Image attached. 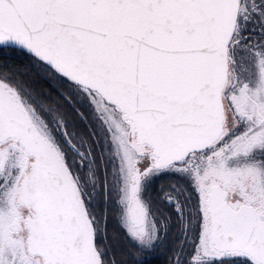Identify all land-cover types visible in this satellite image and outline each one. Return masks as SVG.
Returning <instances> with one entry per match:
<instances>
[{
  "label": "snow or ice",
  "instance_id": "6c2138e0",
  "mask_svg": "<svg viewBox=\"0 0 264 264\" xmlns=\"http://www.w3.org/2000/svg\"><path fill=\"white\" fill-rule=\"evenodd\" d=\"M21 57L61 99L19 87ZM108 145L131 259L91 207ZM163 173L186 182L160 219ZM171 224L168 264H264V0H0V264H152Z\"/></svg>",
  "mask_w": 264,
  "mask_h": 264
},
{
  "label": "trees",
  "instance_id": "16d2710c",
  "mask_svg": "<svg viewBox=\"0 0 264 264\" xmlns=\"http://www.w3.org/2000/svg\"><path fill=\"white\" fill-rule=\"evenodd\" d=\"M26 56L27 54L25 53L24 57ZM24 57H21V63L16 69L19 73V87L37 90L40 92L43 100L48 103H54L61 99L51 82L42 78L35 66L30 65L28 60ZM57 106L59 107V104ZM91 119L92 117L89 116L78 124L75 130V139L77 143L85 142L88 138L90 128L96 126L95 120H92L91 126L89 125L87 121ZM102 166L106 169V172H100L99 168L94 165L91 169L92 177L101 184L104 183L106 178L109 185V193L107 197H105L102 192L93 195L91 207H93L98 214L103 213L107 217V246L110 251L116 253L118 256H127L128 259H131V254L128 252V249L134 247V245L127 239L124 230L120 227V221L117 219L118 213L121 212V209L116 203L119 188L118 171L116 170L115 157L112 155L110 145L107 146V153ZM185 182L186 178L171 173H164L150 181L145 190V196L146 200L149 202L150 210L163 219L165 214H169L174 207V205L163 199L164 193L169 192L177 200H182V187L185 185ZM94 186L92 180H86V189L90 193ZM177 227L178 226L175 224L169 225L167 233L164 234L162 239L157 243L154 251L145 256V259L151 260L152 264H168V256L174 244L178 243L180 240Z\"/></svg>",
  "mask_w": 264,
  "mask_h": 264
},
{
  "label": "flooded vegetation",
  "instance_id": "af4514ba",
  "mask_svg": "<svg viewBox=\"0 0 264 264\" xmlns=\"http://www.w3.org/2000/svg\"><path fill=\"white\" fill-rule=\"evenodd\" d=\"M234 57L236 60V71L237 74L248 73L250 71V61L248 53L242 48H237L234 52ZM249 74V73H248ZM247 75V74H244Z\"/></svg>",
  "mask_w": 264,
  "mask_h": 264
},
{
  "label": "rangeland",
  "instance_id": "374dc122",
  "mask_svg": "<svg viewBox=\"0 0 264 264\" xmlns=\"http://www.w3.org/2000/svg\"><path fill=\"white\" fill-rule=\"evenodd\" d=\"M248 73H250V71L248 72ZM247 72L246 73H243L242 72V74H238L242 79H247V78H249V74H248ZM244 74H247V75H244ZM164 174V173H163ZM171 174H175V173H171ZM162 175V174H161ZM156 177H158V176H153L150 180H148L147 182H146V184H145V190H146V187H147V185L149 184V182L150 181H152L154 178H156ZM119 183H120V177H119V172H118V186H119ZM145 190H144V193H143V195H144V198L146 199V196H145V194H146V192H145ZM147 201V200H146ZM147 203L149 204V202L147 201ZM150 207V206H149ZM160 218V217H159ZM161 219V218H160ZM157 223H159V220L157 221ZM162 237H163V235H162ZM162 239V238H161Z\"/></svg>",
  "mask_w": 264,
  "mask_h": 264
}]
</instances>
